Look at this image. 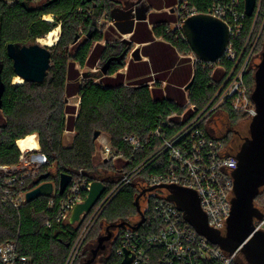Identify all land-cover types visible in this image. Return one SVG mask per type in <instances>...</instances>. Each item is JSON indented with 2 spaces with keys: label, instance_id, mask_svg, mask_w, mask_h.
Here are the masks:
<instances>
[{
  "label": "trees",
  "instance_id": "trees-1",
  "mask_svg": "<svg viewBox=\"0 0 264 264\" xmlns=\"http://www.w3.org/2000/svg\"><path fill=\"white\" fill-rule=\"evenodd\" d=\"M147 1L152 8L161 12L151 13L149 20L136 23L135 30L130 36L132 43L128 44L122 40L103 45L101 43L103 25L100 24V19L106 15L110 20L112 8L120 5L119 0H45L37 5L30 0H16L13 5L0 0V83L5 86L0 108V166L18 164L21 151L17 141L34 132H38L41 152L47 157V163L41 166L40 174L35 178L27 177L24 186L20 188L11 186L13 189L11 194L4 192L6 187L10 186L4 183V177L0 175V245L7 241L15 242L18 252L30 258L25 264H64L88 214L79 227L69 222L54 223L48 227L45 222L53 219L58 211V205L49 208L48 203L52 199L59 201L63 197L58 188L52 195L22 202L17 207L9 197H16L21 191L31 189L40 176L50 173L48 169L53 164L57 166V175L50 173L48 180L54 181L56 186L59 185L61 172L71 173L73 178H77L79 171L84 169L83 174L86 177L92 180L102 179L110 188L118 179L102 176L100 166L95 165L96 158L101 157L97 147L98 139H94L96 130L109 133L113 149L124 155V158L115 160V163L103 161L101 164L105 170L112 168L120 175V169L131 170L155 149L158 141L152 139L150 131L156 127L161 115L172 107L177 108L175 99L182 102L185 97L183 87L192 76L194 82L188 89V96L198 110L204 108L215 93L216 89L209 82L213 75L218 77L222 70L214 71L201 63L191 64L188 57L181 56L192 52L189 44L178 36L177 32L166 33V29L176 17L168 22L170 14L162 9H173L177 0ZM190 3L196 6L199 13H207L211 0H190ZM243 5L244 0L241 8ZM48 14L54 15V21L50 22L43 18ZM263 16L264 0L258 28ZM252 20L253 17L247 19L244 33L237 41L238 49H241ZM156 22L151 29L150 23ZM58 25L62 27V32L56 49L62 53L59 60L54 59V64L50 62L44 82L12 84L16 73L12 60L7 55L6 45L10 42L28 45L36 43ZM80 25L82 29H79ZM91 29L92 36L89 38L88 33ZM156 36H162L163 40H156ZM263 36L264 33L258 52L264 46ZM116 37L114 39H120L121 35ZM147 42L143 51L149 60L135 61L142 64L137 66L136 63H129L127 74L120 73L119 70L125 67L133 45ZM99 59L101 64L111 59L109 63L111 66L108 65L106 75L103 76L101 72L98 74L90 72L89 79L80 81L82 73L76 65L93 66ZM224 65L230 70L233 63L225 61ZM130 72L132 76L137 75L135 79L137 82L128 85L125 79ZM150 72H153L155 77L152 78V75L148 74ZM95 78L102 80L97 82ZM153 79L157 80L154 82L157 86L161 85V80L167 81L165 89L168 96H163L162 90L156 86L154 89L149 87L148 83ZM246 79L250 86L254 85L253 72H248ZM63 94L66 97L79 95V108L66 105L62 101ZM224 109L233 120L242 117L229 106H225ZM65 131L76 133L67 146L64 144ZM126 135H136L145 147L140 150L133 149L131 144L124 141ZM160 169L158 160L147 166L135 181L137 187L142 180ZM134 183L119 191L95 224L100 219L111 224H115L116 221H129L130 216L137 213L135 199L139 194V188H135ZM128 187L132 188L126 195H122ZM154 200V196L149 197L144 212L146 221L138 230L144 236L156 232L161 227V220L154 211ZM57 246L59 250H56ZM118 246L119 239L116 238L113 241V253L106 264H121L122 257L116 253ZM163 255L164 249L153 248L151 264H160ZM0 264H3L1 259ZM203 264L216 263L205 261Z\"/></svg>",
  "mask_w": 264,
  "mask_h": 264
},
{
  "label": "built area",
  "instance_id": "built-area-1",
  "mask_svg": "<svg viewBox=\"0 0 264 264\" xmlns=\"http://www.w3.org/2000/svg\"><path fill=\"white\" fill-rule=\"evenodd\" d=\"M5 1L8 5H13L16 0ZM30 1L37 5L45 0ZM241 5L242 0H211L207 13L223 19L231 30L229 46L218 62H202L197 59L193 51L188 55L181 54L182 57H188L193 65L201 63L214 71L222 70L218 77L213 75L209 82L216 89L214 95L201 110L191 103L188 90H185V102L174 100L178 105L177 108L172 107L161 115L156 127L150 131L152 139L158 141L155 149L131 170L120 169L121 176L113 186L108 188L106 185L105 192L88 213L78 236L73 241L64 264H76L89 232L111 200L122 188L138 180L144 169L157 160L161 168L160 171L153 175L150 174L147 179L142 180L138 185L139 192L144 188L161 184H177L191 188L199 195L200 205L207 215L209 225L220 230L222 234L226 233L234 197L233 173L238 168V159L236 158L238 151L232 152L224 138L212 135L207 129V123L216 112L224 111L225 106H229L250 122L257 115V108L252 99L255 82L253 86H250L246 74L251 71L254 78L257 64L260 62L264 50L263 46L260 52L257 51L264 33V16L258 28L263 0L256 1L252 16L247 15L245 3L243 8ZM169 10H173L176 20L166 29V33L177 32V35L187 42L183 31V21L187 17L199 13L198 9L190 3V0H177L174 8H169ZM130 14H134V11L128 13V16ZM49 15L52 18H48ZM249 17H253L251 26L241 49H238L237 41L242 37ZM43 18L50 22L54 21L53 14L44 15ZM103 20L109 22L106 15L100 19L101 25H104ZM115 22V17L111 16L109 24L114 25ZM80 33L84 35L82 31ZM156 39L163 40V37L156 36ZM257 56L260 57L258 62H255ZM225 61L233 63L230 70L225 68ZM124 141L131 144L135 150L145 147L136 135H126ZM20 151L18 164L0 166V175L4 177V183L10 186L6 187L4 191L6 194L12 193L11 186L20 188L24 186L27 177L38 176L41 166L47 163V157L40 148ZM120 158H124V155L114 150L111 143L103 145L102 161H115ZM161 159H165V161H160ZM83 172L84 169H81L79 176L72 178L59 201L50 200L48 207L54 208L55 205H58V211L53 219L45 222L46 226L51 227L54 223H70L72 210L76 204L85 201L94 181L86 177ZM159 190H164L165 193L158 194ZM262 191L264 195V189ZM26 192L21 191L16 197H9V200L17 207L26 201ZM168 194L167 189L158 187L144 195L148 199L151 196L155 197L153 207L161 220V227L156 232L144 236L138 232L140 228L136 230L130 226L137 222L123 225L124 229L119 230L114 238V240L119 239L116 253L123 259L125 250H129L130 254L134 256L131 264H151L153 248L164 249L160 264H203L205 261H215L216 264L235 263L242 254L240 249L228 252L210 242L206 236L198 233L176 203L167 199ZM255 205L262 213L260 218L254 219L255 230L264 232V198L262 201H257L256 198ZM0 259L3 264H25L30 260L29 257L18 252L15 242L10 241L0 245Z\"/></svg>",
  "mask_w": 264,
  "mask_h": 264
},
{
  "label": "water",
  "instance_id": "water-1",
  "mask_svg": "<svg viewBox=\"0 0 264 264\" xmlns=\"http://www.w3.org/2000/svg\"><path fill=\"white\" fill-rule=\"evenodd\" d=\"M256 1L244 0L245 11L248 16L253 15ZM119 3L120 7L115 8L111 12V16L116 19L114 27L123 35L133 33L137 22L147 20L148 12L151 8L146 0H119ZM132 11H134V14L128 16V13ZM92 31L91 29L88 33L89 38L92 36ZM183 31L197 59L206 63L218 62L224 56L231 40L229 25L223 19L209 13H197L187 17L183 21ZM78 39L79 35L76 36V40ZM123 40L128 44L132 43L128 38H123ZM141 51L142 47L140 46L132 50L131 55L135 61L143 59ZM6 52L12 60L14 72L23 81L44 82L51 60V51L48 47L38 42L29 45L10 42L6 45ZM110 61L111 59L103 68L105 73L108 71ZM89 75L88 72L83 74L86 77ZM193 82L194 76L185 86V90H188ZM254 82L252 99L257 108V115L251 120L249 135L243 138V142L236 154L238 168L233 173L234 197L226 233L222 234L220 230L209 225L207 215L201 208L200 198L195 190L177 184L151 186L142 189L135 199L137 211L141 216L140 220L133 225H130L129 222L108 225L106 234L98 238V244L92 249V257L84 264H92L99 252L106 249L107 242L112 240L113 237L112 228H118L123 225H130L136 230L140 228L146 221L145 213L140 205V199L147 192L158 187L169 191L167 199L175 202L197 232L206 236L210 242L228 252L240 249L249 264H264V232L256 231L254 225V219L262 216L261 211L255 205V199L264 189V50L254 73ZM4 89L5 86L0 83V108ZM101 134V130H96L94 139L97 140ZM49 176L50 173H46L36 180L34 186L26 192L25 200L27 202L40 196L53 194L55 183L52 180H48ZM72 178L73 175L71 173H60L58 185L60 194L65 192ZM105 190L106 184L103 180H94L85 201L76 204L72 210L70 224H76L79 227ZM124 253L125 256L121 264H131L134 256L127 249Z\"/></svg>",
  "mask_w": 264,
  "mask_h": 264
},
{
  "label": "rangeland",
  "instance_id": "rangeland-1",
  "mask_svg": "<svg viewBox=\"0 0 264 264\" xmlns=\"http://www.w3.org/2000/svg\"><path fill=\"white\" fill-rule=\"evenodd\" d=\"M118 7H120V5H117L114 8H112V11L115 8H118ZM49 17L52 18V16H50V15H49ZM173 22L174 21H172L171 24ZM102 23L104 24L103 27H102V36H103L102 42H103V44H107L109 41H105L104 38H106V36H107L106 30H108V28L111 26L109 24L110 23V20H109V22H106L105 20H103ZM57 27H59V30H58L59 31L58 32V39L55 41V43L53 45H46V44L41 43L39 39L37 40L38 43H40L41 45H44V46L48 47L49 50L51 51V61H50L51 64H54V59L59 60L60 59L59 57L61 56V53H62L61 50L56 49L57 43L60 40V36H61V32H62V27L60 25L56 26L54 29H56ZM82 28H83L82 25H80L79 26V29H82ZM123 38H121V40L116 39V40L110 41V42L122 41ZM126 38H130V36L127 35ZM262 41H263V44H264V36H263ZM139 46L142 47V51L141 52L144 55V57H147L144 54L143 45L140 44ZM136 47H137V45L135 43L133 45L132 50L135 49ZM132 50L130 51L129 56L126 59V65H125V67L121 69L122 72H124V73H127L128 72L129 63L130 64H135L137 62V61L135 62L134 58L131 55ZM259 57L260 56H257L256 57L255 62H258ZM141 62H143V61H141ZM98 63H99L98 65H93V66H91L89 64H87L85 66H80L78 64L77 65V68L80 70L81 73H83V72H88V73H90V72H96L97 73V72H101L100 71L101 68H99V65L101 64V62H98ZM137 64H141V63H136L135 65L137 66ZM131 72H132V70H131ZM131 72L127 75V77L125 79V82L128 85L135 84L137 82V81H135V78L130 75ZM148 74L149 75H152L153 72H150ZM153 77H155V76L152 75V78ZM85 79H89V78H87V77L84 78V77L81 76L80 81H84ZM94 80L98 82V81H101L102 79L101 78H95ZM12 82H13L12 84H22L25 81H23L20 77H18L16 75V77H14L12 79ZM156 84L157 83H153V85H156ZM157 87L161 89L160 86H157ZM165 90H163L164 95L163 94L162 95L166 97L168 95H167V93H165ZM183 91H185V87H183ZM62 101L66 105L76 106L77 108H79V106H80V96L79 95H75V96H72V97H66V95L63 94L62 95ZM182 102H185V97L182 100ZM249 125H250V121L247 120L246 118L239 117L238 119H234L233 120L232 118L229 117V114L225 110L224 111L221 110L219 112H216L210 118V120L207 123V129H208V131L212 135L224 138V140H226V142L229 144V146L231 148V151L232 152H237V151H239V148H240V146H241V144L243 142V138L245 136L249 135ZM34 133H37L38 134V132H34ZM75 134H76L75 132L65 131V133H64V144L66 146L71 142V140L75 136ZM31 135L36 140H37V137H38V140H37L38 146L34 150H37L39 148L41 149L39 134L37 136H36V134H31ZM110 137L111 136H110L109 133H107L105 131H102V134L100 135V137L97 140V147H98V150L100 152H101L104 144L110 143ZM115 162L116 161H114V163ZM102 163H103V161H102L101 157L96 158L95 165L97 167L100 166L99 167V171L101 172V175L102 176H105L106 175V176L116 177V179H119L120 178L121 175L117 174V172L115 170H113L112 168L111 169L109 168V170H105V168L102 167V165H101ZM48 171L51 173V175L56 176L57 175V166H56V164H53L52 166H50L49 169H48ZM135 184H136V182L134 183V187H135ZM57 188H58V186H56V190H57ZM130 188H132V187H128L123 192L122 195H126L128 193V190ZM135 188H138L137 187V184H136V187ZM164 193H165L164 190H159L158 191V194H164ZM152 195H154V194H152ZM261 196H263V197L261 198ZM263 198H264V195L263 194L262 195H259L257 201H259L260 199H263ZM140 205H141L142 210L145 212V208H147V206H148V198H146L145 196H142L141 199H140ZM140 218H141V216H140V214L137 211V213L135 215L130 216L129 221H123V222L136 223V222H138L140 220ZM121 222L122 221H116L115 224H118V223H121ZM110 224L111 223H108L107 221L102 220V219H100L95 224V226L93 227V229L91 230V232L89 233V235L87 236V238L85 240L83 249H82V251L80 253V256L78 258V264H84L88 259H90L92 257V249L95 248L96 245L98 244V238L101 235L106 234V228ZM74 226H77V225L74 224ZM112 230H113L112 240H110L109 242H107L106 249L99 252L96 260L92 264H106L107 259L112 255V253H113V240H114V238L117 235L118 229L117 228H112ZM56 250H59V247L58 246L56 247ZM235 263L236 264H249L247 262V260L245 259V257H244L243 254H241L238 257V259H237V261Z\"/></svg>",
  "mask_w": 264,
  "mask_h": 264
},
{
  "label": "crops",
  "instance_id": "crops-1",
  "mask_svg": "<svg viewBox=\"0 0 264 264\" xmlns=\"http://www.w3.org/2000/svg\"><path fill=\"white\" fill-rule=\"evenodd\" d=\"M146 2H147V4L150 6V3L146 0ZM150 11L148 12V17H147V20H149V17H150V15H151V13H158V12H161V10H159V9H156V8H152L151 6H150ZM162 11H164V12H168L169 14H170V16L168 17L169 19L167 20L168 22H170V21H172L173 19H174V12L173 11H171V10H169V8H164V9H162ZM146 20V21H147ZM157 24V22L156 23H150V28L152 29V28H154V26ZM111 26L108 28V30H106V34L107 35H109V39L107 38V36H106V38H104L105 39V41H114V40H116V39H114V38H117L116 36H118V35H121V38H123L124 37V35H122L115 27H114V25H112V24H110ZM136 27V26H135ZM135 30V29H134ZM127 35V34H126ZM132 35V33H130V34H128V36H131ZM121 38L120 39H118V40H121ZM124 38H126V36L124 37ZM112 39V40H111ZM128 39H130V38H128ZM157 40V39H156ZM101 43L103 44V42L101 41ZM105 43V42H104ZM96 44V43H95ZM94 44V45H95ZM140 44H142L143 45V47L145 46V45H147L148 44V42L147 43H136V45L137 46H139ZM104 45V44H103ZM93 49V48H92ZM143 55V54H142ZM149 60V58L148 57H144V55H143V59L142 60H140V61H148ZM101 60L99 59L98 61H97V63H96V65H98L99 63L98 62H100ZM192 64V63H191ZM125 74H127V73H125ZM152 75H154V73L152 74ZM115 76V75H114ZM132 76V75H131ZM132 77H134L135 79H136V77H137V75H134V76H132ZM157 80L156 79H153V80H151L148 84H149V87L151 88V89H154V87L156 86L157 87V85H153V83L154 82H156ZM161 82V85H160V87H161V89H162V92H163V90H165V86L167 85V81L166 80H161L160 81ZM165 93H166V90H165ZM164 94V93H163ZM37 141V140H36ZM37 146H38V143H37Z\"/></svg>",
  "mask_w": 264,
  "mask_h": 264
},
{
  "label": "bare ground",
  "instance_id": "bare-ground-1",
  "mask_svg": "<svg viewBox=\"0 0 264 264\" xmlns=\"http://www.w3.org/2000/svg\"><path fill=\"white\" fill-rule=\"evenodd\" d=\"M48 18H50V17L48 16ZM58 30H59V27H57L56 29H54L50 33H48L46 35V37L40 38L39 39L40 42L43 44H46V45H53L55 43V41L58 39V32H59ZM127 35L124 34V36H127ZM34 134L38 135L37 133H34ZM37 140H38V137H37ZM17 144L19 146V149L24 151V152L27 150H34L37 148V141L32 135H28L23 139H19L17 141Z\"/></svg>",
  "mask_w": 264,
  "mask_h": 264
},
{
  "label": "flooded vegetation",
  "instance_id": "flooded-vegetation-1",
  "mask_svg": "<svg viewBox=\"0 0 264 264\" xmlns=\"http://www.w3.org/2000/svg\"><path fill=\"white\" fill-rule=\"evenodd\" d=\"M76 41H78V40H76ZM100 62H101V61H100ZM106 63H107V62L103 63L102 65H101V64L99 65V68H101V70H100V69H99V70L101 71V73H103V76L106 75V73L103 71V68L106 66ZM77 65H78V64H77ZM77 65H76V67H77ZM109 66H111V64H110ZM99 70H98V71H99ZM119 72H120V73H124V72H122L121 69L119 70ZM93 73H96V72H93ZM97 73H99V72H97ZM83 74H84V72L82 73V77L85 78L86 76H83ZM103 76H102V77H103ZM87 78H90V76H87ZM67 100H68V99H67ZM262 194H263V191H261L259 195H262ZM259 195H258V196H259ZM258 196H257V197H258ZM122 227H123V226L118 227V228H117L118 231H119ZM112 231H113V230H112ZM117 233H118V232H117Z\"/></svg>",
  "mask_w": 264,
  "mask_h": 264
}]
</instances>
